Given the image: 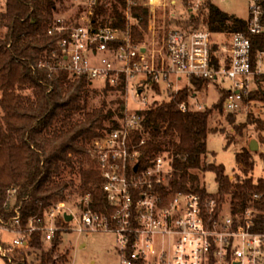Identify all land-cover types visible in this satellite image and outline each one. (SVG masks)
Wrapping results in <instances>:
<instances>
[{
	"label": "built area",
	"instance_id": "1",
	"mask_svg": "<svg viewBox=\"0 0 264 264\" xmlns=\"http://www.w3.org/2000/svg\"><path fill=\"white\" fill-rule=\"evenodd\" d=\"M82 1L89 6L99 0ZM205 1L129 0L130 6L148 8L151 34L165 29L149 41L138 40L129 28L96 27L91 22L71 25L68 18H56L49 34L59 36V50H53L59 66L75 76L87 75L92 83H125V90L133 93L139 105L127 109L121 127L96 137L89 147L115 210L93 209L88 192L78 199L82 205L78 204L77 211H69L61 200L43 216L24 219L18 214L11 223L0 220L4 256L12 260L5 248L34 247L35 231L40 232L41 242H49L58 231L75 228L117 232L123 264H137L138 260L145 264H264V232L256 228L253 208L235 212L232 201H225L214 216L217 201H204L191 191L171 192L170 160L158 154L141 166L139 146L144 140L132 142V132L142 120L139 109L152 101L146 89L156 86L176 92L191 83L192 77L207 78L209 85L218 81L225 90L224 111L238 122L246 121L251 112L264 122V48L255 52L253 41L255 35L264 38V0H251L247 30L221 34L205 24L197 27L186 22L199 18ZM180 108L190 109L187 103ZM253 131L259 133V139L250 138L251 146L257 140L254 149L262 148L264 130ZM261 153L264 156V148ZM8 192L10 207L15 204L16 188ZM67 214L72 218L67 219ZM61 217L64 223H59ZM72 220L77 221L75 226ZM5 233L16 235L10 241Z\"/></svg>",
	"mask_w": 264,
	"mask_h": 264
},
{
	"label": "trees",
	"instance_id": "2",
	"mask_svg": "<svg viewBox=\"0 0 264 264\" xmlns=\"http://www.w3.org/2000/svg\"><path fill=\"white\" fill-rule=\"evenodd\" d=\"M62 7L67 8L66 0H6L0 8V220L6 223L18 214L24 219L43 216L52 204L66 199V190L74 189L75 171L81 181V194L91 193L93 209L109 213L115 210L87 145L122 126L127 104L122 96L125 83L106 82L100 87L87 75L75 76L59 66L53 54V50H59V36L49 34V29L56 24L55 13L63 11ZM204 7L199 18L186 22L197 27L205 24L216 34L247 30L246 18L225 11L211 0ZM85 8L94 26L129 28L138 40L146 39L149 11L145 5L130 6L129 0H99L87 7L79 5L68 23L79 24ZM253 41L255 52L264 48L263 36L255 35ZM209 82L207 78L192 77L190 86L202 89ZM190 91L181 88L171 93L169 100L154 101L139 109L142 120L132 132V142L144 140L139 146L141 166L164 154L172 165L168 184L171 192L191 191L202 195L204 201L214 199L218 203L214 216L231 192L234 211L253 208L256 228L264 232V176L256 180L232 178L223 163H206L208 136L213 130L211 115L216 109L224 112L225 90L221 89L223 93L214 107L183 111L180 106L189 103ZM111 93L121 95L110 99ZM99 95L100 103H95ZM227 118L240 135L247 130H264V122L254 112L246 121L238 122L231 115ZM227 137L229 143L233 141ZM237 161L248 169L255 166L246 152L238 153ZM207 169L216 173L218 192H210L204 185ZM11 188H16L15 204L9 207ZM255 192L260 195L255 196ZM64 219L59 218V223ZM63 241V231H58L43 248L40 264H69L71 247L60 251ZM41 244L40 232L35 231L33 246ZM4 247L0 238V254ZM13 253L12 261L5 258L6 264H31L24 249L16 248ZM137 264L145 263L138 260Z\"/></svg>",
	"mask_w": 264,
	"mask_h": 264
},
{
	"label": "rangeland",
	"instance_id": "3",
	"mask_svg": "<svg viewBox=\"0 0 264 264\" xmlns=\"http://www.w3.org/2000/svg\"><path fill=\"white\" fill-rule=\"evenodd\" d=\"M6 0H0V8L5 6ZM209 1V0H207ZM218 4L225 11L234 14L236 16L242 18H248L250 13V4L251 0H211ZM205 4L202 6L201 10H205ZM67 8H63L61 12H56L55 16L57 17H72L73 13H76L79 5H85L82 0H66ZM68 5L70 7L68 8ZM87 7V5H85ZM188 14V12H187ZM79 22H90V14L89 10L85 8L82 12L81 16L78 18ZM203 19H201L202 21ZM88 24V23H87ZM165 29H159L157 31L153 30L154 33L151 34V29L149 27L147 31V36L145 40H148L153 36V34L161 36ZM151 34V35H150ZM218 38H221L218 36ZM186 82L188 80L186 79ZM218 81L212 82L210 85H207L202 89H193L188 82L185 88H189L190 96L188 99V106L191 110H205L207 108H211L215 106V103L219 101V97L221 95V85ZM94 85L102 87L104 85L101 81H93ZM226 87V83H224ZM99 87V88H100ZM146 92L150 95L152 101L149 105L154 103V101H162L169 100L171 96V92L160 87V90L157 89L156 86H150L146 89ZM173 93V92H172ZM1 95V93H0ZM116 93H111L109 98L112 99L116 97ZM125 97L127 109L134 110L139 105L138 101L135 100L133 93L125 92L122 95ZM101 96L99 95L94 99L95 103H100ZM202 105L200 108L199 106ZM211 126L213 130L210 132L208 136V147L209 152L206 156V163L217 162L223 163L226 167V173L229 174L232 178L242 177V179L246 177H252L255 180L260 176H264V156L261 153L262 148L254 149L251 146V140L259 139V133L253 130H247L242 135L237 134L235 130H233V126L231 125L229 119L227 118V114L222 112L219 109L214 110L211 115ZM227 134L233 140L232 142H228ZM92 142V141H91ZM91 142L87 145L88 152ZM246 152L250 159L254 161V168H245L237 161V154ZM90 154V152H89ZM91 157V154H90ZM92 158V157H91ZM93 159V158H92ZM75 184H73V191L68 188L66 190L67 198L63 200L66 203V206L69 211H77L79 207L78 199L82 195V189L80 188L81 181L77 171L72 175ZM204 185L206 189L210 192H218L220 189L219 182L216 178V173L214 170H206L204 176ZM226 197V201H232V193L228 192ZM61 201V200H60ZM59 202V201H57ZM229 205V203H228ZM227 205V208L229 207ZM226 206V205H225ZM71 215V214H70ZM77 221L72 220L71 225L75 226ZM16 234L13 233H5V236L10 241L14 238ZM64 241L60 246V251L66 249V247H71V260L69 264H123L122 263V254L120 252L118 240H117V232L105 229H93V230H78L75 228L65 229L63 231ZM41 247H30L27 246L23 249L28 253L31 264H40L41 258L43 255V248L48 242H41ZM6 253H10L12 256V260L14 257V250H9V248L5 250ZM3 252V250H2ZM5 253L0 254V264H6L4 256ZM10 260V261H12Z\"/></svg>",
	"mask_w": 264,
	"mask_h": 264
},
{
	"label": "water",
	"instance_id": "4",
	"mask_svg": "<svg viewBox=\"0 0 264 264\" xmlns=\"http://www.w3.org/2000/svg\"><path fill=\"white\" fill-rule=\"evenodd\" d=\"M252 145H253V148H257V146H258V142H257V140H254V141L252 142ZM66 217H67V219H71V218H72V215L67 214Z\"/></svg>",
	"mask_w": 264,
	"mask_h": 264
}]
</instances>
